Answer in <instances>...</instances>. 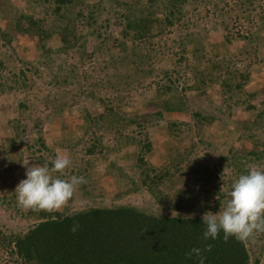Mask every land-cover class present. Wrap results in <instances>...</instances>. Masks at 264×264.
<instances>
[{
  "label": "rangeland",
  "instance_id": "374dc122",
  "mask_svg": "<svg viewBox=\"0 0 264 264\" xmlns=\"http://www.w3.org/2000/svg\"><path fill=\"white\" fill-rule=\"evenodd\" d=\"M125 1L135 2L119 0ZM146 1L135 9L148 6ZM208 1L188 0V15L163 35L143 41L135 30L126 29L124 6L114 0H86L67 14L79 39L65 50L59 30L65 19L52 14L54 0L40 7L0 0V30L12 41L9 46L0 42V233H24L37 222L32 211L17 206L14 191L26 178L25 161L51 169L58 154L71 158L63 175H52L83 176L88 182L78 187L64 211L132 205L158 216L185 217L217 212L241 174L253 167L264 169V40H239L213 50L224 43L226 27L243 35L258 32L264 38V0H250V7L244 0H212L213 5ZM99 2L102 6L95 14L92 9ZM21 12L45 20L52 32L45 47L37 28L21 18ZM164 16L158 13L156 22ZM223 59L231 63L226 69L214 67L215 60ZM228 68L241 74L249 71L250 79L238 80L243 88L232 82L226 91L224 79L218 81ZM177 78L173 87L183 98V110L157 117L163 100L176 99L166 86ZM108 104L120 108V116L106 114L109 119L99 125L97 118ZM195 113L215 121L196 119ZM132 118L138 121L131 123ZM147 143L150 151L144 147ZM235 149L238 152L230 153ZM251 150L258 154H248ZM199 166L209 168L211 185L205 186L208 176L196 172ZM144 171L151 177L167 171L162 190L173 195L187 190L193 207L186 204L179 212L158 201ZM246 244L251 263L264 264V234ZM3 258L9 260L8 254Z\"/></svg>",
  "mask_w": 264,
  "mask_h": 264
},
{
  "label": "trees",
  "instance_id": "16d2710c",
  "mask_svg": "<svg viewBox=\"0 0 264 264\" xmlns=\"http://www.w3.org/2000/svg\"><path fill=\"white\" fill-rule=\"evenodd\" d=\"M23 1L28 3L29 7L31 5L40 7L50 0ZM114 1L126 9L122 13L123 17H126V29L135 30L136 35L143 41H152L158 34L163 35L169 27L176 24V21H181L188 15L185 14L188 0H147L148 6H143L139 10L135 8H138L137 4H140L142 0H135L132 4L126 1ZM53 3L52 14H58L59 18L65 19L64 25L59 28L62 45L65 46V50L74 48L79 39L78 28H75V25L73 29L70 28L72 21L69 18L70 15L67 16V14L74 12L76 6H80L79 4L86 5V0H54ZM243 4L250 7L251 1L244 0ZM207 5H213V1H208ZM101 6L102 4L99 2L94 5L92 11L98 14ZM216 7L218 9V5ZM137 11H140L141 14L136 16L135 12ZM79 12L84 14L82 8ZM158 13L165 14L161 22H156ZM20 14V17L27 21L31 27L37 28L38 37L41 42L43 41L45 47V40L52 35V32L48 33L50 31L44 24L45 20H35L32 15L26 12ZM226 29L229 33L224 34V43L219 47L215 46L214 51L226 49V46H234L238 44L239 40L258 43L264 40L261 35L257 34L258 32L243 35L233 33L229 27ZM0 42L4 46H9L12 42L10 34L0 30ZM180 46L185 55L187 49L183 41ZM47 51L49 52V50ZM180 59L185 60V56ZM227 61L229 59L215 60L214 67L224 69L227 64H231ZM226 71V76H217L224 79L222 83L226 87V91L232 88V82L236 83L235 86L240 89L244 85L238 80L240 78L246 79L245 81L250 79L248 70L246 74L233 72L229 68ZM213 78L211 76L210 79ZM178 79L168 80L171 85L166 86L167 91L172 92V97H175L178 103H172L176 101L175 98V100H163L161 110L157 109L155 114L157 117H163L164 111L179 112L183 110V98L176 96L177 88L173 87ZM1 87L0 94L2 93ZM249 109L255 108L250 106ZM119 111L120 108L113 104L105 105V112L97 118L96 122L100 125L109 116H120ZM106 114L108 117L105 116ZM194 117L210 122L215 121L214 117L203 116L200 113H195ZM137 121L138 118L130 120L131 123ZM173 125L177 126V123H173ZM144 147L148 151L151 150L149 143ZM91 149H95V146L92 145ZM91 149L88 150L89 153H94V150ZM235 152L238 150L235 149L230 153L234 154ZM248 154L257 155L258 152L251 150ZM140 161L144 163L143 157L140 158ZM179 164L180 162L177 163V165ZM196 172L208 176L204 178L205 186L212 184L214 176L212 177L209 168L199 166ZM144 174L147 176L146 179H151V181L148 180L149 186L158 201L166 203L171 209L179 212L184 209L186 204L187 208L194 205L191 201V193L185 189H179L174 195L162 190L161 185L167 182V176H169L167 171L156 173L153 177L150 172L144 171ZM144 183L147 184V181ZM30 214L37 218V222L24 233H0V264H11L13 261L16 264H199L195 256L192 259H187L185 254L194 247L203 248L206 244H211L213 247L210 252L204 253L205 264H252L246 242H239L235 238H230L228 242H225L223 233L215 240L210 238L204 241L202 237L205 226L201 222V216L185 217L178 214L158 216L132 205L90 207L75 212L62 210L52 214L32 211ZM75 223L79 224V229L72 233L70 228ZM145 230L147 231L145 232ZM4 253L8 254L9 260L3 258Z\"/></svg>",
  "mask_w": 264,
  "mask_h": 264
},
{
  "label": "clouds",
  "instance_id": "9594fccd",
  "mask_svg": "<svg viewBox=\"0 0 264 264\" xmlns=\"http://www.w3.org/2000/svg\"><path fill=\"white\" fill-rule=\"evenodd\" d=\"M71 163V158L62 154L52 161L51 169L47 165L23 162L26 178L20 180L14 190L17 206L25 211L60 212L73 199L78 187L88 182L83 176L60 178ZM52 173L60 175L54 177ZM227 196V202L217 212L202 214L201 222L205 226L202 239L215 240L223 233L225 242L230 238L242 243L255 242L258 234H264V169L253 167L247 174H241ZM78 229L79 224L75 223L70 231L75 233ZM212 247L211 244L194 247L185 254L186 258L195 256L199 264H205L204 253L210 252Z\"/></svg>",
  "mask_w": 264,
  "mask_h": 264
}]
</instances>
